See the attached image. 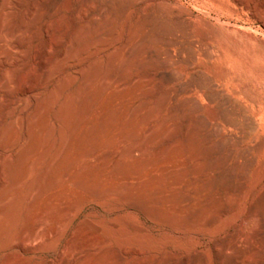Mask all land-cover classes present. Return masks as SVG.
I'll list each match as a JSON object with an SVG mask.
<instances>
[{
    "label": "rangeland",
    "instance_id": "obj_1",
    "mask_svg": "<svg viewBox=\"0 0 264 264\" xmlns=\"http://www.w3.org/2000/svg\"><path fill=\"white\" fill-rule=\"evenodd\" d=\"M241 1L0 0V264L72 238L61 264H264V81L241 65L263 77L264 9Z\"/></svg>",
    "mask_w": 264,
    "mask_h": 264
},
{
    "label": "bare ground",
    "instance_id": "obj_2",
    "mask_svg": "<svg viewBox=\"0 0 264 264\" xmlns=\"http://www.w3.org/2000/svg\"><path fill=\"white\" fill-rule=\"evenodd\" d=\"M243 1V0H242ZM241 1V2H242ZM246 1V0H245ZM247 2V1H246ZM245 5V4H244ZM249 5V4H248ZM247 7H249V6H247ZM259 7H260V9H264V0L260 3V5H259ZM255 10V9H254ZM258 10H259V8H258ZM260 11H263V10H260ZM255 13H256V10H255ZM237 28V27H236ZM235 28V29H236ZM234 30V29H233ZM238 30H241L240 29V27L238 28ZM245 30V29H244ZM247 30V29H246ZM245 30V31H246ZM244 31V32H245ZM239 32V31H238ZM242 33H243V30L241 31ZM241 32H239V33H241ZM248 33V32H247ZM245 35H247L246 33H245ZM245 35H243V36H245ZM249 35H251V34H249ZM254 35V34H253ZM247 37L250 39V43L251 44H254L255 42H256V37L255 36H246L245 37V39H247ZM249 39H247L246 41H248ZM242 40H243V38H242ZM258 40V39H257ZM263 41V40H262ZM261 41V42H262ZM247 43H249V41L247 42ZM264 43V42H263ZM262 43V44H263ZM240 44H241V42H240ZM249 45V44H248ZM257 45V44H256ZM245 45H243V47H244ZM263 46H264V44H263ZM242 47V48H243ZM256 48V47H255ZM259 48H261L260 46L258 47V49ZM264 48V47H263ZM239 49V48H238ZM241 51V49L238 51V52H240ZM252 51V50H251ZM249 52L248 54L245 52V54H247V57H245V58H247V62H248V64L246 63V60H245V62H241L240 60H238L239 61V63L241 64V65H243V63H244V65H250V67H251V69H250V73L251 74H253V76H255V77H257V80H262V81H264V73H263V77H259V72H258V70H261L260 68V65H261V58L260 57H257L255 54H253L252 52ZM244 52V51H243ZM257 52V51H256ZM259 53V52H258ZM261 53V52H260ZM238 55V54H237ZM241 55V54H240ZM262 55H263V53H262ZM236 56V55H235ZM239 56V55H238ZM241 57V56H240ZM237 58V57H236ZM264 60V59H263ZM238 61H236V62H238ZM243 61H244V59H243ZM42 64H44V61L42 62ZM247 66V67H248ZM246 67V68H247ZM249 67V68H250ZM244 68V67H243ZM245 68V69H246ZM264 70V69H263ZM248 74H249V72H248ZM262 73L260 72V75H261ZM250 75V74H249ZM262 93V92H261ZM264 97V96H263ZM2 182V180H1V178H0V183ZM10 197L9 196H7V195H4L1 199H0V203H1V205L0 206H2V208H0V248H1V246H3V245H5V243H6V240L7 239H9V237H11L12 236V234L10 235V233L15 229L16 230V228L15 227H17V223H18V220H19V212H18V207H17V205H13V206H11V207H6V205L7 204H4L3 205V203H5V202H7V201H9L10 199H9ZM52 206V205H51ZM30 207V206H29ZM42 209H43V207H41ZM49 208V207H48ZM48 208H45V210H43V212H41V214L38 216V218L35 220L36 222H35V224H34V227H35V229H34V232L32 233V234H29V235H26V233L25 234H23V236H22V238L18 241V245H19V247H20V249H22V250H24V251H26L27 249L28 250H31V249H29V247H28V245H29V243L28 242H30V240H36L38 237H39V233L41 232V230H42V228L44 227V225H45V217L47 216V209ZM52 208V207H51ZM29 210H28V212L30 211V208H28ZM37 212H39L38 210H37ZM71 213H72V211H70V210H68V211H66L64 214H66V216H69V215H71ZM37 216V215H36ZM30 218V217H29ZM32 218V217H31ZM28 221V220H27ZM57 226H59V225H57ZM56 229H57V227H56ZM56 233H58L57 232V230H55V231H52V232H50V234L48 235V237H52V236H54ZM45 237V236H44ZM73 239L74 238H72V239H70L69 241H68V243H67V245H66V247L62 250V252L60 251V256L59 257H57L56 258V260L55 261H53V264H61L62 263V261H63V259H64V256H65V254H66V251H71V252H76L77 251V249L73 246L74 245V241H73ZM31 243V242H30Z\"/></svg>",
    "mask_w": 264,
    "mask_h": 264
}]
</instances>
